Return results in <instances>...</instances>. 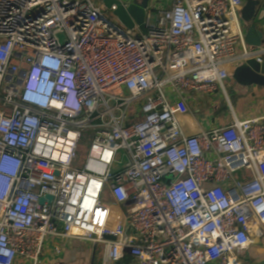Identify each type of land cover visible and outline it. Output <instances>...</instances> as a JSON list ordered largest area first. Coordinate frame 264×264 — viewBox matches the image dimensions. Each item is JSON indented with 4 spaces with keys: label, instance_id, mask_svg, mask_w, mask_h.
<instances>
[{
    "label": "built area",
    "instance_id": "obj_1",
    "mask_svg": "<svg viewBox=\"0 0 264 264\" xmlns=\"http://www.w3.org/2000/svg\"><path fill=\"white\" fill-rule=\"evenodd\" d=\"M244 2L150 3L142 33L99 0H0V264H39L51 237L100 245L102 264H245L264 237V118L193 135L178 120L250 54Z\"/></svg>",
    "mask_w": 264,
    "mask_h": 264
},
{
    "label": "crops",
    "instance_id": "obj_2",
    "mask_svg": "<svg viewBox=\"0 0 264 264\" xmlns=\"http://www.w3.org/2000/svg\"><path fill=\"white\" fill-rule=\"evenodd\" d=\"M155 0H151L154 3ZM264 35V27L257 25ZM248 28L243 24L244 41L252 53L259 56L264 54V37L260 48H252L246 43ZM250 42L255 37L248 38ZM236 53H242L240 46ZM236 64L227 65V78L224 80V89L218 87L215 91L202 94L197 91H188L185 98L193 114L179 117V124L189 135L207 131L212 128L230 125L234 118L238 120L264 118V84L242 86L237 84L232 73ZM264 123V119H263ZM77 240H67L60 237H51L43 247L39 264H102L101 246L89 244L86 248ZM243 259L248 264H258L264 259V237L255 240L249 247ZM21 264H30L21 261ZM120 264V263H118Z\"/></svg>",
    "mask_w": 264,
    "mask_h": 264
},
{
    "label": "water",
    "instance_id": "obj_3",
    "mask_svg": "<svg viewBox=\"0 0 264 264\" xmlns=\"http://www.w3.org/2000/svg\"><path fill=\"white\" fill-rule=\"evenodd\" d=\"M103 3L106 9H110L112 4L116 5L113 15L126 28L133 29L135 25L138 26L142 33H146L145 17L146 11L150 6L151 0H122L128 3L125 8L123 3L119 0H99ZM241 19L243 24L247 26L246 43L252 48H260L263 43V33L257 30V25L264 27V0H245L242 8ZM253 42L249 41V37H255ZM258 54L252 53L240 60L233 70V80L242 86L249 85H263L264 84V61L257 60ZM50 196H45L40 199V204L45 200H51ZM106 239L113 240L112 236H106ZM258 264H264V259Z\"/></svg>",
    "mask_w": 264,
    "mask_h": 264
},
{
    "label": "rangeland",
    "instance_id": "obj_4",
    "mask_svg": "<svg viewBox=\"0 0 264 264\" xmlns=\"http://www.w3.org/2000/svg\"><path fill=\"white\" fill-rule=\"evenodd\" d=\"M159 2H161V0H155L154 3H151L152 6L154 5V7H153V11H151L152 14H155L156 11H157V9L160 8L161 3H159ZM103 12H104V14H105L110 20H112L113 22H115V23H118V22H119V21L117 20V18H115V16L113 15V12H112V11L106 9V10H104ZM60 39L63 41V37H62V36L60 37ZM91 138H92V134H91V135L89 134L88 137L85 138V139L80 143L79 153H78V158H77V161H76L77 165H78V164H81V163L84 161L85 156H86V153H87V150H88V148L90 147ZM123 161L125 162V160H123ZM77 241H80V240H77ZM80 242L83 243V244L81 245L83 248H86L87 245H89V244H90V245H91V244H94V243H88V242H84V241H80ZM245 264H248V263L245 261Z\"/></svg>",
    "mask_w": 264,
    "mask_h": 264
},
{
    "label": "trees",
    "instance_id": "obj_5",
    "mask_svg": "<svg viewBox=\"0 0 264 264\" xmlns=\"http://www.w3.org/2000/svg\"><path fill=\"white\" fill-rule=\"evenodd\" d=\"M89 134L91 135L92 132H91V131H84L83 134H82V137H81L80 143H81L85 138H87Z\"/></svg>",
    "mask_w": 264,
    "mask_h": 264
}]
</instances>
